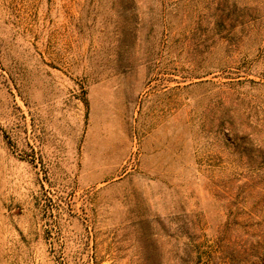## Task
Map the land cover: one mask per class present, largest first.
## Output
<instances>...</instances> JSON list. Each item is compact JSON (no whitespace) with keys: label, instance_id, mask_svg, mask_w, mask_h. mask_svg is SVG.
Masks as SVG:
<instances>
[{"label":"rangeland","instance_id":"rangeland-1","mask_svg":"<svg viewBox=\"0 0 264 264\" xmlns=\"http://www.w3.org/2000/svg\"><path fill=\"white\" fill-rule=\"evenodd\" d=\"M0 264H264V0H0Z\"/></svg>","mask_w":264,"mask_h":264}]
</instances>
